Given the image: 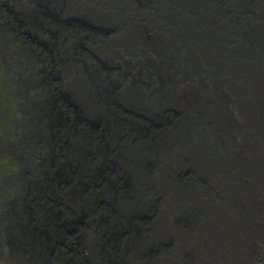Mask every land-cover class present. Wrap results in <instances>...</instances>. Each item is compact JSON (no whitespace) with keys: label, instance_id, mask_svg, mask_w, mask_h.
I'll use <instances>...</instances> for the list:
<instances>
[{"label":"bare ground","instance_id":"6f19581e","mask_svg":"<svg viewBox=\"0 0 264 264\" xmlns=\"http://www.w3.org/2000/svg\"><path fill=\"white\" fill-rule=\"evenodd\" d=\"M23 1V21L53 27L49 54L42 49V58L35 57L51 64L65 97L63 102L51 93L44 105L27 98L38 109H24L25 154L18 156L14 145L0 144L3 153L19 158L34 176L23 188L28 196L18 198L11 207L15 212L10 208L0 219L1 241L13 251L22 245L40 253L53 233H42L37 225L28 230L25 208L34 214L41 207L53 219L55 210H47L60 195H68L73 203L95 198L102 209L112 201V219L147 226L151 219L146 216L151 215L143 217L141 211L151 210L146 199L152 194L155 202L169 196L175 215L205 213L200 220L207 219L206 225H191L193 233L210 226L215 232L203 239L211 250L197 255L190 248L192 256L182 246H190L188 240L194 237L173 235L178 243L184 239L169 246L175 259L199 264L213 257L243 264L240 259L251 254L258 241L264 243V0ZM76 15L110 31L97 45L90 42L79 57L76 47L64 46L66 30L76 27L71 36L79 44L86 37L95 41L102 29L79 26L73 22ZM70 103L76 114H84L79 122L73 120ZM64 114L84 130L90 123L88 130L94 133L88 139L79 137L66 152ZM94 118H101L102 125H93ZM45 170L52 181L40 179ZM9 182L8 188L14 184ZM49 188L54 194H47ZM97 208L92 201L77 211ZM77 211L70 219L75 224L82 216ZM49 218L44 222L52 225ZM190 220L176 224L184 227ZM173 226L158 223L152 231L136 229L141 252L135 264H149L152 247L162 241L158 236L170 237ZM150 232L154 237L149 240L142 236Z\"/></svg>","mask_w":264,"mask_h":264},{"label":"rangeland","instance_id":"374dc122","mask_svg":"<svg viewBox=\"0 0 264 264\" xmlns=\"http://www.w3.org/2000/svg\"><path fill=\"white\" fill-rule=\"evenodd\" d=\"M86 3L92 7H94L95 4L94 2L91 3L88 1H86ZM22 5H25L23 0L19 1V3L16 0L15 2H12L11 0H0V144L7 143L14 145L15 149L21 152L18 153V156H22L26 153L24 149L25 145L22 143L23 139L21 138L24 129V118H26L24 109H38L37 107L31 106L28 103L27 98L28 100L31 99L30 102L33 105L37 103L39 99L42 100L41 105H44L47 98L52 95L51 93H54L57 94L58 97H62L64 102V94H62L58 89L60 83H57L58 78L56 74L52 73L51 64L45 61L41 62L35 57V55H39L40 58H42L41 54L44 53L41 52L42 49L43 51L47 50V53L44 54H49V50L47 48L51 46V43H53V27H46L48 24L45 26L41 25L44 27H35L23 21L20 13L23 12ZM47 11L50 15L53 14L52 10V12L49 9ZM73 18H75L73 22L81 27H86L87 29L92 30L97 29L98 31L102 29L99 31L101 33L97 35V38H95L96 35L93 37L95 38V41H91V37V39L86 37L84 41L79 42L78 40L79 44H76L75 39L73 38L75 35L74 29L76 27L73 26L74 29H67L64 27L67 29L66 35H64L66 38H64V40H68V43H66V41L64 42V46L66 45V47L71 49L69 46V44H71L73 48L76 47L80 53L77 54V57L83 56V53L87 51V45L90 42L89 46L92 44L97 45L98 38L106 36L110 33L109 28H106L107 25L103 26L96 22L92 23L84 15H76V17ZM65 29H63L62 34L65 32ZM72 30L74 35L71 36ZM102 42L103 41L100 43L101 46L104 44ZM8 46H10V49L7 48ZM89 55L86 54V57L92 58V54ZM107 63L108 65L117 68V65L113 62L109 63L107 61L106 64ZM54 72L56 73V70H54ZM70 75L72 78V74ZM22 78L24 79V83H21ZM34 80L37 84L36 86L41 87L40 90L35 89ZM27 83L32 84L34 86L33 89L29 85L27 86ZM67 86H65V88H67ZM68 107L71 112L73 111L71 115L74 116V121L82 119V115L84 114L81 112L76 114L75 106L70 103ZM22 109L23 112H21ZM67 117L68 115L64 114L63 119L66 125H68L67 132L63 133V139L65 141L64 145L67 147L65 152L72 143L78 140L79 137L88 139L94 134L91 129L88 130V125L89 127L91 126L90 123L88 125L86 124V128L84 130L82 125H78L79 128L78 126L72 125V123L67 120ZM91 123L93 125L97 124L101 126L102 120L101 118H98V120L94 118ZM55 132L56 129L54 130V133ZM37 144L38 147L41 146V143ZM2 146L3 145H0V219H3V217L8 215L7 212L12 207V204L17 202L18 198L28 196L24 195L23 188L25 187L27 181H34L33 174H29L30 170L27 167L28 165L25 166V164L17 157L8 155L5 152L3 153L1 150ZM43 174L47 177H44ZM45 178L52 181L51 179H53V176H51L49 170H45L40 179L45 180ZM18 179L25 181V183ZM10 180L13 181L14 184L8 188ZM32 185H34V183H32ZM29 191L28 194H31ZM46 191L47 194H54V191L50 188ZM104 192H106V190ZM60 196L61 198H59L57 202L53 204L49 210H47L49 213L55 210L53 219L49 218L51 217V214H48V216L44 215V212L41 211V207L36 208L34 210V214L28 213L29 208H25V215H27L26 221L29 223L28 230L34 229L37 225L39 231L41 230L42 233H53L45 239L43 250L39 253L37 248L28 250L25 247L23 248L21 245L19 249L13 251L14 249H12L9 244L1 241L0 239V264H131V262L132 264H135L136 257L141 252L140 243L137 240L140 239L141 236L138 235L139 233L135 232L136 229L146 228L147 230L145 232L148 230L152 231V229H156L158 223H162L165 226L174 225V228L169 229L171 232L170 237L158 236L162 241L159 240L160 242L158 246L155 245L152 247V252L149 254H152L151 257L153 256V259L149 258V260H154V264H198L196 261L189 262L185 258L182 259V257L180 260L173 257L174 255L171 254L173 251L170 250L171 248H169V246L176 247V243H178L173 235L180 234L194 237L193 240L187 239L190 241L188 242L190 246H187L184 243L182 247L188 251L190 248L192 250L195 249L197 251V255H205V253L212 248L211 244H208L207 246V243L203 242V239H208L215 235L211 226L210 228L200 227L202 229L197 233H193L191 230L193 227H190L195 223L196 225H206L205 222L207 219L204 222L203 220H200V217L203 215L206 216V214H188L178 212V214L175 215L173 212L174 208L171 206L172 201L169 196H166L163 200L160 199L155 202V197L151 194V196L146 199V202L149 204V207H151V210L147 209L145 211L143 209L141 212L143 213V217L147 214L151 215L150 217L146 216L151 219L147 226H143L140 221L137 222L133 219H120V221L112 219L114 218L112 216L114 203H111L112 201L110 199L109 200L111 202L108 201L106 209H102L99 200L95 198H92V200L81 199L80 202L73 203L70 200L72 198H68V195ZM62 197L65 198L63 199ZM92 201L97 202V212L88 210V212L80 213L77 211L81 209L85 203L88 204ZM25 207H27V205H25ZM262 209L264 210V201L262 203ZM11 210L15 212L14 208H11ZM75 211L79 212L80 216L82 214L81 217H78L79 219L81 218L82 221H79L78 219V223L76 224L75 221L70 220L71 218L74 219L77 217L73 214ZM34 215L35 218L32 217ZM189 217L192 218L189 225L182 227L176 224L178 221H182L184 218ZM44 218H49L52 225L45 223ZM262 219V222H264V216ZM142 236L147 240H149V237H154L152 232L147 234L145 233L144 235L142 234ZM147 240H143L141 242L144 243L147 242ZM154 241H152L150 245ZM183 241L184 239L182 238L178 245L183 244ZM258 242L259 243L256 244L257 247L255 248L256 245L253 247L254 251L251 253L252 255H244L241 259L239 258L243 264H264V243L261 241ZM150 245L146 247L150 249ZM49 246L50 248L47 249ZM191 249L189 252L192 256ZM198 257L200 258V256ZM169 259L175 260L172 261ZM151 261L148 263H152ZM226 261L228 260L224 258L223 262L225 264ZM223 262H220L217 258L208 257L204 258L199 264H220Z\"/></svg>","mask_w":264,"mask_h":264}]
</instances>
